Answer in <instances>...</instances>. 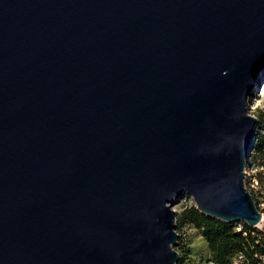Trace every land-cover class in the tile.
<instances>
[{
	"label": "water",
	"instance_id": "water-1",
	"mask_svg": "<svg viewBox=\"0 0 264 264\" xmlns=\"http://www.w3.org/2000/svg\"><path fill=\"white\" fill-rule=\"evenodd\" d=\"M264 0H0V264H176L184 195L244 185Z\"/></svg>",
	"mask_w": 264,
	"mask_h": 264
},
{
	"label": "trees",
	"instance_id": "trees-1",
	"mask_svg": "<svg viewBox=\"0 0 264 264\" xmlns=\"http://www.w3.org/2000/svg\"><path fill=\"white\" fill-rule=\"evenodd\" d=\"M254 115L256 122L252 132V152L248 155L247 163L254 170L252 179H258V183L263 184L264 109L257 108ZM249 193L258 210L264 214V208H260L254 194ZM185 227L195 229L202 237L207 246L210 264H264V229L249 227L244 222L226 223L207 217L197 210L194 203L185 206L175 216V231L180 238L175 247L179 254L176 264H182V259L190 255L180 243L182 236L179 234Z\"/></svg>",
	"mask_w": 264,
	"mask_h": 264
},
{
	"label": "rangeland",
	"instance_id": "rangeland-1",
	"mask_svg": "<svg viewBox=\"0 0 264 264\" xmlns=\"http://www.w3.org/2000/svg\"><path fill=\"white\" fill-rule=\"evenodd\" d=\"M247 113L249 116L255 117L254 112L257 108L264 109V67L261 70V77L258 81L253 83V90L251 95L247 98ZM252 152L251 150L248 152V155ZM248 164V163H247ZM250 165V164H248ZM251 166V165H250ZM251 168V167H250ZM247 168L246 172H248V176L244 178V185L249 192H252L255 196L256 202L260 206V208H264V182L263 184L258 183L255 185V188L250 186L252 183V175L254 174V170ZM251 180V181H250ZM258 181V179H256ZM193 203V200L188 196H182L178 199V201L173 206V211L178 213L185 206ZM258 228L264 229V214L262 213V221L258 225ZM182 236L180 241L181 247H186L189 256H186L182 259V264H210L208 261L209 255L207 251V246L202 237L198 234V232L190 227H185L179 234ZM177 239H180L179 237ZM183 241V245H182ZM178 246V241L176 242L175 247ZM176 251V250H175Z\"/></svg>",
	"mask_w": 264,
	"mask_h": 264
},
{
	"label": "built area",
	"instance_id": "built-area-1",
	"mask_svg": "<svg viewBox=\"0 0 264 264\" xmlns=\"http://www.w3.org/2000/svg\"><path fill=\"white\" fill-rule=\"evenodd\" d=\"M247 170V169H246ZM246 170H244V172H245V177L246 176H248V172H246ZM258 184V181L255 179V178H253L252 179V183H250V186L252 187V188H255V185H257Z\"/></svg>",
	"mask_w": 264,
	"mask_h": 264
}]
</instances>
